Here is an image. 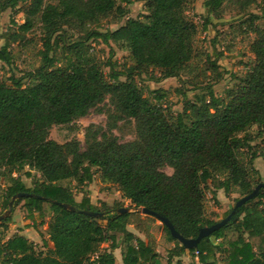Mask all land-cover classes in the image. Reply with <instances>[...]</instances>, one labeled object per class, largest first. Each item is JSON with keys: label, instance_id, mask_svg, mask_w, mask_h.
<instances>
[{"label": "trees", "instance_id": "1", "mask_svg": "<svg viewBox=\"0 0 264 264\" xmlns=\"http://www.w3.org/2000/svg\"><path fill=\"white\" fill-rule=\"evenodd\" d=\"M117 1L127 5L132 0H0V12L11 9L25 13L16 30L0 32V40H4L1 61L12 63L10 43L22 40L36 17L43 31L41 65L34 72L9 76V83L0 81V167L8 174L28 167L24 171L27 177L33 175L31 170L39 172L32 186L19 177L9 180L2 210L18 192L45 197H22L13 206L23 202L26 218L31 220L28 227L47 234L52 244L44 240L45 249H37L21 234L2 238L0 264H115L118 239L125 243L122 264H161L152 244L128 230L133 212L117 213L115 208L108 214L107 204L102 203L105 210H99L91 202L83 187L92 181L95 171L103 181L116 184L133 207H145L167 218L185 238L197 236L200 227L216 222L204 218L206 192L216 197L209 183L226 195L236 186L242 196L259 183L251 176L257 172L253 168L255 152L246 162L239 153L251 149L248 128L255 125L258 133L264 134V21L254 24L264 19V0L261 15L251 14L247 19L255 34L250 45L252 66L243 75H232L237 81L224 97L214 94L212 83L204 87V93L195 94L194 100L182 91L183 109L175 114L164 105L165 90H149L151 99L144 95L137 77L152 68L158 76L150 73V80L182 79L193 58L198 31L186 13L187 5L195 0H145L144 19L128 17L114 30H90L82 40L62 44L65 26L97 24L116 10L124 16L127 10ZM224 1L205 0L204 5L213 12ZM207 23L206 18L204 29ZM90 39L127 49L132 64L118 66L113 48L106 60L99 62L85 50ZM58 47L71 49L64 55V67L56 65L53 53ZM220 55L216 53L210 61L213 70ZM220 77L218 72L216 79ZM25 79L32 82L25 84ZM92 110L106 114V124L85 128L83 149L77 139L59 143L50 138L53 125L72 123ZM127 120L134 124L135 138L120 142L113 130L118 121ZM165 167L172 173L163 171ZM71 179L82 189L79 201L69 187L58 184ZM52 200L103 215L95 218L70 211ZM10 220L8 216L0 221V236ZM43 224L47 225L45 232L40 230ZM162 225L168 239L175 241L167 264L175 256L195 251L201 264H216V253L222 246L212 238L221 239L232 227L236 237L223 250L228 264H264V188L239 207L228 223L193 248H185ZM106 242L108 247L100 248Z\"/></svg>", "mask_w": 264, "mask_h": 264}, {"label": "rangeland", "instance_id": "2", "mask_svg": "<svg viewBox=\"0 0 264 264\" xmlns=\"http://www.w3.org/2000/svg\"><path fill=\"white\" fill-rule=\"evenodd\" d=\"M54 3V0H50ZM205 0H195L186 7L187 15L197 24V34L194 38L193 48L194 55L188 66L181 74L182 79L170 77L159 82L148 79L150 73L158 76L156 69L149 68L137 77L139 86L144 89V95L152 99V94L149 90L160 88L165 90L167 95L164 105H169L172 112L175 114L182 111L184 99L182 91L185 92L189 100H194L195 94L204 93V87L212 83L214 94L218 97H224L226 90L231 88L237 81L232 75H243L253 64L254 54L250 49V45L255 37V34L249 26L248 18L251 14L261 15L263 6L262 0H225L220 8L216 11L208 12L204 5ZM122 7H125L126 14L120 15L117 10L111 12L105 17H101L97 24L87 23L83 26L73 24L65 26L63 31L64 42L67 44L73 41L82 40L87 31L98 30L104 32L106 30H114L122 25L128 17L144 19L147 14L145 8V0H132L129 4L117 1ZM208 19V23L204 29V20ZM13 20V22H11ZM25 20L23 10L15 11L6 9L0 12V32L7 33L16 30V24H21ZM264 19L254 21V24L261 25ZM43 31L41 22L38 17L34 19L32 29L24 34V38L19 41L11 42L9 50L11 53L12 63L8 64L0 60V81L9 83V76H21L26 72H34L41 65L40 51L42 47ZM4 40H0V47ZM110 48L114 50L113 60L118 66L123 64H132L130 53L127 49L111 43L110 46L105 45L99 40L90 39L85 50L91 57H94L99 62L106 60ZM71 49L58 47L53 55L57 58L56 65L64 67L65 54H70ZM216 53H221L217 58V69L213 70L210 61L216 58ZM107 73L108 69L103 67ZM221 73V77L216 79L217 73ZM123 79V78H121ZM25 84L31 83V80L25 79ZM108 105L107 100L105 101ZM109 109V106H107ZM89 124L105 125L106 114L97 111H90L87 115L73 121L69 124L53 125L50 129V138L59 143H63L70 139L80 141L81 148L85 147L84 133L85 128ZM120 142L129 141L135 138L134 124L132 121H118L117 128L113 130ZM250 136L249 144L251 149H241L239 157L243 162H246L252 152H255L256 158L253 161V168L256 173L251 172L254 178L253 182H264V134L258 133L257 126H251L246 131ZM243 135V134H241ZM28 170L25 167L23 170L8 174L6 170L0 167V213L2 210L3 193L9 180L14 177H19L26 186H32L33 179L39 178V172L31 170L32 176L27 177L24 171ZM167 174L172 173L169 167L163 168ZM59 185L69 187L74 193V197L79 201L82 197L81 187H77L75 180H63L58 182ZM210 189L216 193L214 185L208 184ZM254 186V185H253ZM91 202L99 209L105 210L102 203L107 204L110 209L108 214L113 213L115 208L129 207L133 212L130 217V224L127 225L129 231L139 236L146 242H150L154 249L160 255L161 264H167L168 252L174 247L175 241L168 239L162 223L154 217L148 216L141 212L133 210L132 203L124 198L116 184L103 181L99 171H95L92 181L83 187ZM222 195L220 200L212 197V193L206 192L204 201V218L206 220L218 221L225 217L226 213L233 207L236 200L242 195L236 186H232L231 192L226 195L221 190ZM256 201V199H255ZM11 220L7 224V229L4 234H1L0 239L5 240L13 234H21L33 241L37 249H45L43 241L46 240L49 246H52L48 240L47 234H40V231L30 226L31 220L26 218V210L23 202L11 208ZM38 223V220L36 221ZM29 224V225H28ZM46 224L40 226V230L45 232ZM236 237V232L232 228L226 229L225 234L221 239H214L215 243L221 244V251L216 253V264H228L226 253L223 251L228 246L230 240ZM260 243V241H258ZM108 242L100 245V248L108 247ZM262 244V243H260ZM125 243L118 239V248L114 250L115 264H122V252L124 251ZM201 264L198 261L196 254L186 252L180 256H175L171 259V264Z\"/></svg>", "mask_w": 264, "mask_h": 264}, {"label": "water", "instance_id": "3", "mask_svg": "<svg viewBox=\"0 0 264 264\" xmlns=\"http://www.w3.org/2000/svg\"><path fill=\"white\" fill-rule=\"evenodd\" d=\"M261 188H264V182H259L250 193L240 197L235 204L233 205L231 211L222 219L214 222L211 225H207V226H203L200 227L198 230V234L195 237H190V238H185L183 237L178 231H176V229L174 228V226L172 225V223L165 217L160 216L159 214H157L154 211H151L145 207H133L132 209L138 212H141L143 214H149L152 216H155L156 218H158V220L166 225L170 231V234L173 238H175L176 240H178L180 242V244H182L185 248H193L195 247L198 242L204 238L209 236L210 234H212L214 231L218 230L220 227L224 226L226 223H228L232 217L234 216V214L236 213L237 209L239 207H241L243 204H245L247 201L253 199L256 197L257 193L259 192V190ZM22 197H37V198H43L46 199L43 196L40 195H36L34 193L31 192H18L16 194H14L11 199L8 202V208L2 213L0 214V221L5 219L6 217H8L11 213V208L13 206V203L16 199L22 198ZM54 203L60 205L63 208H66L70 211H78L84 215H88V216H92V217H101L103 215L102 212H98V211H93V210H86V209H77L75 206L67 203V202H58L56 200H52ZM117 213H125V212H130L132 211L131 208L129 207H119L116 209Z\"/></svg>", "mask_w": 264, "mask_h": 264}, {"label": "crops", "instance_id": "4", "mask_svg": "<svg viewBox=\"0 0 264 264\" xmlns=\"http://www.w3.org/2000/svg\"><path fill=\"white\" fill-rule=\"evenodd\" d=\"M221 190H223V189H219V190L216 191V197H217L218 200H220V197H221V195H222ZM223 192H224V191H223Z\"/></svg>", "mask_w": 264, "mask_h": 264}, {"label": "built area", "instance_id": "5", "mask_svg": "<svg viewBox=\"0 0 264 264\" xmlns=\"http://www.w3.org/2000/svg\"><path fill=\"white\" fill-rule=\"evenodd\" d=\"M195 254L197 255V251H195Z\"/></svg>", "mask_w": 264, "mask_h": 264}]
</instances>
